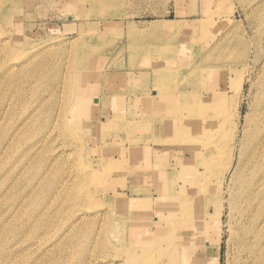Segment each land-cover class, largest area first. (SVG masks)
I'll list each match as a JSON object with an SVG mask.
<instances>
[{
	"label": "rangeland",
	"instance_id": "374dc122",
	"mask_svg": "<svg viewBox=\"0 0 264 264\" xmlns=\"http://www.w3.org/2000/svg\"><path fill=\"white\" fill-rule=\"evenodd\" d=\"M258 132L264 0H0V264H264Z\"/></svg>",
	"mask_w": 264,
	"mask_h": 264
},
{
	"label": "bare ground",
	"instance_id": "6f19581e",
	"mask_svg": "<svg viewBox=\"0 0 264 264\" xmlns=\"http://www.w3.org/2000/svg\"><path fill=\"white\" fill-rule=\"evenodd\" d=\"M167 23L171 24L172 22L169 21ZM157 27H158L157 25H153L152 29H155ZM170 28H171V25L168 27H165L166 30H169ZM162 98H165V96L164 94L160 93L159 100H161ZM187 111L189 112V115L193 114V111H191V109ZM231 133H232V137L234 136L232 139H235L236 129H233V132ZM197 142L199 141L195 139L193 143H197ZM251 147H252V150L250 152L248 151L249 154L247 157V159L249 160V164L246 163L248 164V167L250 168V169L248 168L249 169L248 172L250 171L249 176L247 179L242 180L241 187L239 188V191L237 192V195L235 197V203L237 204V207L235 206V209L238 211L240 215V220L242 221H240L241 225H236L235 232H234L235 249L238 252L237 254L239 258L245 257L248 259L252 258V256H255L254 247L257 246L256 241L258 242V239L260 238V232L262 233V231L258 230V225H259L258 223L264 221L263 220V217H264V134L262 133L259 134L258 132L255 135L254 139H252ZM203 148L206 150V148L208 147L203 146ZM243 166L245 167V165ZM227 171H228V168H227ZM245 223H248V225H243ZM167 233H169V231ZM263 235H264V232H263ZM251 236L254 240L253 242L250 241L251 244H249L248 241L251 238ZM151 246H152L151 252L153 253L156 250L161 251L163 247V246L161 247L159 243H155V244L152 243ZM217 246H216V249H217V252H219V249L217 248ZM149 253L150 252L141 254L142 258L140 260L138 259V261L143 260L140 263H145L148 260V258L153 255L152 253L149 256ZM215 264H217L216 261H215ZM241 264H245V263H241Z\"/></svg>",
	"mask_w": 264,
	"mask_h": 264
}]
</instances>
